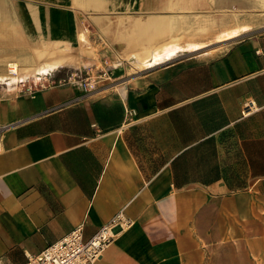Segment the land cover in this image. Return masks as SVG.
I'll use <instances>...</instances> for the list:
<instances>
[{
  "label": "crops",
  "instance_id": "obj_1",
  "mask_svg": "<svg viewBox=\"0 0 264 264\" xmlns=\"http://www.w3.org/2000/svg\"><path fill=\"white\" fill-rule=\"evenodd\" d=\"M105 58L116 82L90 94L0 89V264L120 212L94 264H259L264 0H0V81Z\"/></svg>",
  "mask_w": 264,
  "mask_h": 264
},
{
  "label": "built area",
  "instance_id": "obj_2",
  "mask_svg": "<svg viewBox=\"0 0 264 264\" xmlns=\"http://www.w3.org/2000/svg\"><path fill=\"white\" fill-rule=\"evenodd\" d=\"M84 30L86 33L98 35L102 39L99 33L88 27L85 26ZM113 69V61L105 58L99 66L88 68L82 73L68 78L53 81L22 82L19 92L33 95L38 90L77 80L84 92L90 94L97 91L101 83L111 85L116 82ZM130 224L131 220L120 212L88 240L84 238L83 226L79 225L60 241L49 245L37 255L29 256L26 264H94L114 241L118 233Z\"/></svg>",
  "mask_w": 264,
  "mask_h": 264
},
{
  "label": "rangeland",
  "instance_id": "obj_3",
  "mask_svg": "<svg viewBox=\"0 0 264 264\" xmlns=\"http://www.w3.org/2000/svg\"><path fill=\"white\" fill-rule=\"evenodd\" d=\"M86 26H90L92 28L91 25H89L88 23L86 24ZM85 26H83L84 29ZM93 31H95V29H91ZM88 35H92L93 37H96L97 39H99V41L102 42V44H104V41L98 36V35H93L90 34L88 32ZM99 35H101L103 37L102 34L99 33ZM180 40H179V44L182 46L183 44L187 43V42H196L197 40L200 39H205L206 36H204L203 34H198V33H180ZM104 38V37H103ZM87 42V41H86ZM88 45H90L89 41L86 43ZM86 45V46H88ZM105 45V44H104ZM186 45V44H185ZM85 46V47H86ZM183 50H179V53L182 52ZM74 51H72V54ZM10 69H16L15 66L10 67ZM13 76V75H12ZM33 78V79H32ZM21 76H13L12 78L5 80V81H0V89L1 91H3L5 88H7V91H16L17 89H20V85L22 84V82H32V81H37L34 80V76H26L23 81H20ZM1 97V96H0ZM262 257L258 259L259 264H264V242H263V247H262Z\"/></svg>",
  "mask_w": 264,
  "mask_h": 264
},
{
  "label": "bare ground",
  "instance_id": "obj_4",
  "mask_svg": "<svg viewBox=\"0 0 264 264\" xmlns=\"http://www.w3.org/2000/svg\"><path fill=\"white\" fill-rule=\"evenodd\" d=\"M10 73H12V75H13V74H17L15 71H12V72H10Z\"/></svg>",
  "mask_w": 264,
  "mask_h": 264
}]
</instances>
